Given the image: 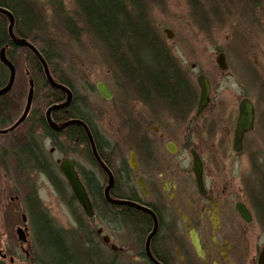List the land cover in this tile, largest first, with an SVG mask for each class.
<instances>
[{
	"label": "flooded vegetation",
	"instance_id": "af4514ba",
	"mask_svg": "<svg viewBox=\"0 0 264 264\" xmlns=\"http://www.w3.org/2000/svg\"><path fill=\"white\" fill-rule=\"evenodd\" d=\"M7 1L0 0V34L4 36L0 45L1 91L11 77V70L1 61L2 50L16 72V58L20 57L22 50L27 52V60L35 67L38 60V55L31 48L19 46L16 42L25 41L35 47L44 59L47 58L42 46L36 45L40 38L37 40L33 25L40 16L32 2L23 0L32 20L25 22ZM163 2L158 1V5L162 6ZM174 5V21L163 27V33L168 39H173L175 54L171 53L160 31L162 23L155 24V29L161 36L157 42L170 52L168 57L175 77L184 84L176 102L167 101L153 87L134 85L132 80L127 84L123 82L125 85H117L116 89L104 83L111 93V97L106 98L98 89V84L103 83L99 82L96 91L104 103L99 102V108H103L97 110L98 115L87 113L85 98L77 95L71 87L70 105L51 111L52 121L58 127L70 119L83 122L95 142L96 154L91 149L85 126L73 124L60 130L51 126L48 111L52 105L66 101L65 93L53 89L45 116L34 110L32 105L26 119L16 127L25 111L17 120L11 115L13 102H18V75L12 88L0 95V136L16 138L22 131L18 135L22 144L13 154L18 171L27 172L26 180L33 186L24 199L26 201L22 199L21 202L27 209L34 199L33 194L43 187L39 182V177H42L46 184L58 191L73 214L72 204L81 209L61 171V164L69 161L92 205L93 198L97 200L99 196L97 204L110 211L109 217L95 211L94 218L90 220H97L99 226L108 223L107 231L100 226L94 235L98 237L99 244L102 242L104 248L109 249L111 264H259L264 234L259 230L250 236L242 225L257 222L264 231V224L259 222L264 221V217L260 219L254 208L264 207V161L259 163L261 158L264 159V45L261 44L264 0H174ZM65 22H61L64 28ZM42 25L40 20L41 28ZM229 29L232 37L224 36L228 43L225 48L219 45V41ZM167 30L173 31L172 37ZM97 42L102 48L99 50L105 53L102 40L97 37ZM105 56L117 81L119 74L113 70L112 57L106 53ZM128 61L137 69L130 54ZM47 63L55 80L63 83V79L56 77L53 62L48 60ZM32 72V75L26 72V76L31 75L33 79L37 71L33 68ZM201 77L207 80L210 91L206 107L199 111ZM54 91L63 93L64 99L53 102L56 98ZM243 101L252 106L254 117L237 150L235 139ZM107 105L112 106L107 109ZM109 111L114 112L113 120L119 128L114 129L101 122ZM91 118L95 121L92 122ZM100 124L106 128L105 132ZM71 142L77 146L71 147ZM26 146L29 149L33 147L41 158L30 168L27 164L23 167L20 160ZM73 147H78L81 153L83 151L84 158L89 155L91 167L79 165L68 157L55 158L58 151L65 153ZM230 157L233 166L243 164L246 157L256 164L252 175L242 179L244 186L238 191L228 176L227 165H224ZM197 162L201 165L202 187L196 171ZM91 168L98 171V176ZM0 172H5L1 170V164ZM111 179L113 185L109 199L106 188ZM19 200L20 197H15V201ZM111 201H126L135 206ZM238 204H243L249 211L250 223L239 214ZM23 216L26 221H23ZM29 218V215L22 214L27 250L21 244L20 248L30 258V264H35L29 242ZM131 223L133 225L129 226ZM193 232L199 239L201 254L193 245ZM251 238H256L255 250ZM2 252L1 259H7Z\"/></svg>",
	"mask_w": 264,
	"mask_h": 264
},
{
	"label": "rangeland",
	"instance_id": "374dc122",
	"mask_svg": "<svg viewBox=\"0 0 264 264\" xmlns=\"http://www.w3.org/2000/svg\"><path fill=\"white\" fill-rule=\"evenodd\" d=\"M158 1H164L162 6L158 5ZM29 2H32L36 13L40 16V20L43 22L42 29L37 31V40L39 38L40 40L37 41L38 43H36V45H41L42 48L46 49V43L51 41L52 43H49L52 45V48L57 47L55 50H52L53 52L55 51L54 54L56 55L55 62H53V70L56 71V77L70 82L72 84L73 91L82 98H85L84 100L89 107L88 109V107L85 106L87 113L90 112L91 115L96 113V115H98L97 110L103 108L102 106L99 108V102L103 101L96 91L97 83L103 82L110 88L116 89L117 85H120V80L116 81L114 74L110 70V61L105 56V53L100 51L102 48L100 45H98L95 35L93 36L89 30V32L85 30L86 26L83 23V19L86 17L83 15V19H79V15H81V11L84 9L82 1L29 0ZM144 2L147 6L153 4L152 9H149L148 11H150L154 24L162 23V28L159 26L158 27L161 29L160 31L163 36H165L166 45L171 48V53L175 54L177 51L174 47L173 39H168L165 32L163 33V27L173 23L172 20L174 21V18L172 17L173 14H175L174 0H168V2L166 0H144ZM131 10L132 9H130V11ZM64 21H66V29L61 24V22L63 23ZM169 29L173 28L169 27ZM94 32L98 35L96 31ZM231 35L232 32L230 29L225 32V35L222 34L223 37L220 38L221 41H219V45L227 48L228 43L226 44L224 36L232 37ZM261 38L263 41L261 44L264 45V34H262ZM26 57L27 52L22 50L20 57L18 56V58H16V67L18 72V88L16 90V95L18 96V102L14 99V111L11 113L12 117L16 120L22 115L24 111L29 90V80L32 79L31 75L33 74L32 70L34 68V65L29 62ZM251 63L253 62L251 61ZM26 72H29L30 74L32 72L30 77L26 76ZM37 75L38 74H35L36 77ZM37 81V83L35 82L36 92L32 108L34 110H38L42 115L45 116L47 107L51 104L50 96L52 94V89L40 82L38 78ZM111 106L112 105H107L106 108L110 109ZM106 113L107 114L104 116L101 122L114 129L119 128L116 126L115 121L113 120L112 115L114 112L109 111ZM97 119L99 121V118ZM91 120L92 122L95 121L94 118H91ZM96 126L99 128V125ZM101 128L104 132L106 131V128L103 129V126H101ZM21 132L22 131H20L18 135ZM23 133H25V131H23ZM18 135L16 138L0 136V164L1 170L5 171L3 173L0 172V259L1 251H3L2 253L7 257V259H1L2 264L31 263L30 258L28 259L25 252L21 250L17 235V228L23 227L22 214H26L30 217L28 226L30 230L29 242L32 248V261L35 264H39V261L41 264L46 262L50 263L46 255L43 253L41 247L42 242L45 244V236L47 234L38 226L35 215L32 216L24 206V203L21 202L22 199L24 200L25 197H27V194L29 195L30 188L33 186H31V183L27 182L26 180L28 178V173L18 171L16 167V161L14 159L15 155L13 154V151H17L19 145L22 144L20 142L21 140L18 138ZM70 146L72 147L77 145H74L71 142ZM47 148H50L49 144H47ZM83 153V151L82 153L80 152L78 147H73L65 153L58 151L55 154V158L63 159L68 157L76 161L79 165L83 164L87 168L91 167L92 163H90L91 159L88 155L89 152L86 151L88 159L83 157ZM263 161L264 159L261 158L259 163H262ZM224 165H227L228 176L233 183L232 185L235 186V189L238 191L240 187L244 186L242 179H247L250 175H252L251 173L254 170L253 168L256 164H252L250 158L246 157L244 158L243 164H234L233 166L232 158L230 157L226 160V164ZM91 169L92 171H95L96 175L98 176V171L94 168ZM30 175L31 173L29 174V177ZM59 176L60 179H62V175ZM30 181L33 183L32 180ZM39 182L43 183V187L39 190H36L38 193L35 195L33 194V198L46 210L53 226L66 232L71 230L78 231L80 229L79 224L82 227H89V231H91L92 236L99 243V239L94 235V231L100 226L104 227V229L107 231L108 223H102L99 226V222H97V220L91 221L88 219L82 208L78 215L73 214L70 210L71 207L69 208L66 205L55 188L46 184L42 177H39ZM35 189L36 188L34 187V190ZM15 197H20V200L15 201ZM10 198H13V201H11ZM242 228L249 232L250 236H252L253 233L257 234L259 230H262L264 234L263 229H261V226L257 222L247 226L243 224ZM53 229L56 231L55 228ZM250 240L255 250L256 238H251ZM263 243L264 235L261 245ZM100 245L103 246V243L101 242ZM24 249L27 250L25 244ZM103 249L109 252L107 247L104 248L103 246ZM10 257L14 258L13 263L10 262Z\"/></svg>",
	"mask_w": 264,
	"mask_h": 264
},
{
	"label": "trees",
	"instance_id": "16d2710c",
	"mask_svg": "<svg viewBox=\"0 0 264 264\" xmlns=\"http://www.w3.org/2000/svg\"><path fill=\"white\" fill-rule=\"evenodd\" d=\"M81 1L84 9L81 11L79 19H83L84 15L86 18L82 22L86 26L85 30H89L93 36L95 35L96 38L102 40L105 53L113 58L112 65L115 66L119 74L117 77L122 78L124 82L126 81L125 84L132 80L134 85L153 87L161 92L167 101L176 102L184 84L175 77L174 68L168 57L170 52L167 47L164 50L157 42V38L161 36L156 29L153 33L150 28L142 25L149 17V20H153L150 11H148L152 9L153 4L147 6L144 0ZM7 4L14 7L25 22H32L27 4L23 0H8ZM130 9L132 10L130 11ZM3 42L4 36L0 34V45ZM55 49L56 47L52 48V50ZM44 51L50 61L49 53L51 52L45 48ZM129 54L136 62L137 69L129 64ZM35 63L37 66L36 61ZM34 70L38 74L37 77L34 76L36 83L38 78L40 82L48 86L40 66H34ZM63 83L70 86V83L64 79ZM54 92L56 98L53 102L64 99L62 97L64 96L63 93ZM20 160L23 167L27 164V168H30L33 167L34 161H39L41 158L33 147L29 149V146H26ZM97 200L93 198V207L96 213L109 217L110 211L105 206L97 204ZM27 206L28 212L32 216L35 215L38 226L47 234L45 244L42 242L41 247L50 263L46 262L44 264H111L110 253L95 240L91 231H89V227L80 225L78 231H63L53 226L46 210L34 199H31ZM72 206L76 212L75 214L78 215L81 209L76 208L75 203ZM254 208L258 217L262 219V216L264 217V207L254 206ZM258 208L261 210H258ZM259 222L264 224V221ZM0 264H2L1 259ZM39 264H41L40 261Z\"/></svg>",
	"mask_w": 264,
	"mask_h": 264
},
{
	"label": "water",
	"instance_id": "95a60500",
	"mask_svg": "<svg viewBox=\"0 0 264 264\" xmlns=\"http://www.w3.org/2000/svg\"><path fill=\"white\" fill-rule=\"evenodd\" d=\"M0 11H2V10L0 9ZM10 32L13 35V33H12V25L10 26ZM167 33L170 34V37H172L170 31L167 30ZM16 44L19 45V46H27V47L31 48L36 54H38L36 48L33 47L32 45H29L25 41L16 42ZM40 59H41V61L43 63V66L45 68L46 78H47L48 82L50 83V85L53 86L54 88H57L59 90L64 91L68 95V99H67V102L65 104H62L60 106L54 105L48 111V114H47L48 120L50 121V124L54 128H56V126L51 121L50 113H51V111L53 109H59V108H63V107L68 106L70 104V102H71L72 94H71V91L67 87L55 82V80L53 79L52 75L50 74V72L48 70V67H47L46 63L43 61V59L41 57H40ZM1 61L11 70V77H10L8 85L2 91L0 90V95H3L5 93H7L11 89V87H12V85L14 83V80H15V68L13 67L12 63L5 57V51L4 50L1 51ZM199 83H200V87H201V91H202L201 101H200V108H199V111H201V110H203L206 107V105L208 103V95H209L210 88H209V84H208L207 80L204 77L200 78ZM33 89H34L33 82H30V91H29V97H28L26 110H25L23 116L18 121V123L15 125V127L18 126L19 124H21L25 120L27 115H28L29 109L31 108V102H32V99H33ZM98 89L106 98H110L111 97V93H110L109 89L107 88V86L105 84L100 83L98 85ZM253 117H254V114H253L252 106H250L247 101H243V104L241 106V115H240V118H239L238 128H237V132H236V139H235V148L237 150L240 149V143H241L242 136H243L244 132L246 130H248L249 128H251V126L253 124ZM72 124H80V125L85 126L84 123L81 122V121L71 120V121L67 122L63 127L59 128V129L65 128V127H67L69 125H72ZM86 129H87V127H86ZM87 132H88L89 138H90V140H91V142L93 144V148H94L93 151L96 154V150H95V146H94V143H93V139H92V136H91V134H90L88 129H87ZM61 171L64 174L65 178L67 179V181H68V183H69V185H70V187H71V189L73 191V194L76 197L79 205L82 207L84 213L86 214V216L89 219H92L94 217V209H93L92 203H91V201H90V199L88 197L87 191H86L84 185L82 184V182H81L77 172L75 171L73 165L69 161H65L64 163L61 164ZM196 171L198 173L200 187H202L203 186L202 185V180H201V171L202 170H201V165H200L199 162L196 163ZM139 184H140L141 188L144 189V185H143V183L141 181L139 182ZM112 185H113V180L111 179V182H110L109 186L106 188L107 197L109 199H110L109 191L112 188ZM111 202H113L114 204H121V205L122 204H129V205L135 206V204L129 203V202H126V201H111ZM141 209H143V208H141ZM237 210H238L239 214L241 215V217L247 223H250L252 221V218H251V216L249 214V211L247 210V208L243 204H238L237 205ZM23 221H26L25 216H23ZM17 235H18V239H19V242L21 243V245H23L24 243L27 242L26 229L18 228L17 229ZM193 235H194L193 236V245H194L196 251L199 254H201V246H200V243H199V239L197 238L196 234H194V232H193ZM4 257H6V256L4 255ZM10 261L13 262L14 260L12 258H10ZM259 264H264V247L262 249V252H261V255H260V258H259Z\"/></svg>",
	"mask_w": 264,
	"mask_h": 264
},
{
	"label": "bare ground",
	"instance_id": "6f19581e",
	"mask_svg": "<svg viewBox=\"0 0 264 264\" xmlns=\"http://www.w3.org/2000/svg\"><path fill=\"white\" fill-rule=\"evenodd\" d=\"M149 19H150V17H149ZM147 20V21H144L143 23H142V25H144V26H146V27H148V28H150V30L154 33V29H155V24H154V21L153 20ZM35 22V24L33 25V28H34V30H36V31H38L39 30V28L40 29H42L40 26H39V23H40V20H39V18L37 17L36 18V20L34 21ZM170 31V30H169ZM171 32V31H170ZM96 38V37H95ZM46 45H47V47H46V50L47 51H49V52H51V53H49L50 54V59H51V61L52 62H55V59H56V56H55V54H54V52L52 51V45L49 43V42H47L46 43ZM57 48V47H56ZM44 49V48H43ZM38 52V51H37ZM38 54H39V52H38ZM37 54V55H38ZM6 57V56H5ZM40 57L43 59V61L46 63V65H47V67H48V70H49V72H50V74H51V71H50V68H49V65H48V63H47V61H48V59L46 58V59H44L40 54L38 55V60H37V66H40V68H41V71L43 72V74H44V78H45V80H46V82H47V84H48V87H50L52 90L53 89H56V90H59V89H57V88H54L53 86H51L50 85V83L48 82V80H47V78H46V74H45V68H44V66H43V63H42V61H41V59H40ZM111 59V61H113V58H110ZM14 67V66H13ZM113 70H115V66L113 67ZM52 75V74H51ZM16 76H17V72H16V70H15V80H16ZM53 77V76H52ZM53 79L55 80V78L53 77ZM15 80H14V83H15ZM31 81H29V90H28V94H27V99H26V104H25V108H24V110H26V106H27V102H28V97H29V91H30V82H33V85H34V89H33V99H32V102H31V106L33 105V101H34V97H35V92H36V81H35V79L33 78V79H30ZM118 80H120V83H123L124 82V80L122 79V78H118ZM55 82H57L56 80H55ZM13 83V84H14ZM58 84H61V85H63V86H65V87H67L70 91H71V89L69 88V87H72V84L70 83V82H68V83H70V86H68L66 83L65 84H63V83H59V82H57ZM13 86V85H12ZM12 88V87H11ZM59 91H61V92H63V93H65L64 91H62V90H59ZM66 95H67V93H65ZM71 94H72V92H71ZM67 99H68V95H67ZM67 99H66V101L64 102V103H61V104H54V105H57V106H60V105H62V104H65L66 102H67ZM71 103V102H70ZM54 105H52L51 107H53ZM70 105V104H69ZM68 105V106H69ZM68 106H66V107H68ZM50 107V108H51ZM30 110H31V108L29 109V112H30ZM52 111H57V109H53ZM25 112V111H24ZM29 112H28V114H29ZM28 116V115H27ZM51 116V115H50ZM47 118H48V116H47ZM26 119V118H25ZM71 120H78V119H70L69 121H71ZM51 121H52V118H51ZM69 121H67V122H69ZM79 121V120H78ZM66 122V123H67ZM52 123H53V121H52ZM65 123V124H66ZM55 126H56V128L55 129H59V128H61V127H58L55 123H53ZM73 125V124H72ZM52 126V125H51ZM64 126V125H63ZM62 126V127H63ZM60 130V129H59ZM93 139V138H92ZM91 143V149H94L93 148V144H92V142H90ZM93 143H94V146H95V142H94V140H93ZM95 150H96V147H95Z\"/></svg>",
	"mask_w": 264,
	"mask_h": 264
}]
</instances>
